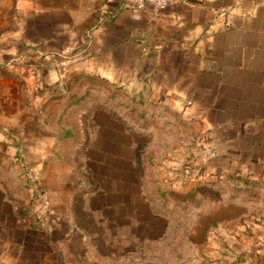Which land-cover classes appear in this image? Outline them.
<instances>
[{"label":"rangeland","instance_id":"1","mask_svg":"<svg viewBox=\"0 0 264 264\" xmlns=\"http://www.w3.org/2000/svg\"><path fill=\"white\" fill-rule=\"evenodd\" d=\"M13 2L0 0V39L11 36ZM18 42L16 64L4 63L1 53L9 45L0 44V124L6 129L12 124L18 138L34 133V144L25 137L24 147L36 150L30 157L18 151L0 161V264H264V186L230 184L210 173L209 166L192 167L190 153L199 150L191 145L194 133L185 131V124H177L180 135L172 143L171 124H137L139 107L133 103L128 109L131 105L121 98L107 97V89L100 90L105 95L92 91L77 102L85 85L95 87L97 80L56 75L45 85L44 66L38 63L43 48L33 54ZM73 67L75 72L89 69L82 63ZM33 88L35 97L29 96ZM108 108L116 112V124L105 122ZM63 116L64 125L59 124ZM65 125L71 137H61ZM137 127L142 129L138 136ZM120 130L126 142L135 146L139 140L147 154L144 163L133 166L151 213L162 221L146 232L137 233L141 223L133 209H94L104 202L90 199L102 190V175L108 182L112 172L95 169L99 139ZM102 148L107 152L106 144ZM109 184L114 190L116 184ZM160 185L179 190L164 194ZM76 234L87 240L71 236Z\"/></svg>","mask_w":264,"mask_h":264},{"label":"crops","instance_id":"2","mask_svg":"<svg viewBox=\"0 0 264 264\" xmlns=\"http://www.w3.org/2000/svg\"><path fill=\"white\" fill-rule=\"evenodd\" d=\"M13 1L11 36L0 39L9 45L1 53L4 63H17L13 56L19 39L33 54L43 48L38 63L44 66L45 85L56 75L97 80L96 88L86 84L77 98L107 89V97L139 107L137 124H171L172 143L180 135L177 124H185V131L194 133L192 146L202 144L215 152L214 157L204 155L210 173L230 184L264 186V0H169L158 12L150 5L137 10L131 0ZM32 63L36 68L34 59ZM81 63L89 69L75 72L73 66ZM35 94L29 90V96ZM7 125L0 124V161L18 151L34 154V147H24L25 137L34 144V133L18 138L12 124ZM124 139L113 133L99 139L108 153L95 165L112 172L108 182L102 175V190L90 199L104 202L94 209H133L138 220L144 203L150 206L132 162L144 163L147 154L131 150L134 141ZM120 161L129 165L124 168ZM109 180L116 184L114 190Z\"/></svg>","mask_w":264,"mask_h":264},{"label":"trees","instance_id":"3","mask_svg":"<svg viewBox=\"0 0 264 264\" xmlns=\"http://www.w3.org/2000/svg\"><path fill=\"white\" fill-rule=\"evenodd\" d=\"M85 98V96H81V97H79L78 99H77V102L79 101V100H83ZM72 104H75V102L74 103H72ZM71 104V105H72ZM71 105H70V107H71ZM104 115H106V120H105V122L108 120V118H109V116L106 114V113H104ZM63 119H64V116L60 119V122H59V124H63L64 125V123L62 122L63 121ZM110 122H112V123H114L112 120L111 121H108V124L110 123ZM114 124H116V123H114ZM65 127H66V125H65ZM107 127V126H106ZM109 128H111V127H109ZM107 129H108V127H107ZM112 129V128H111ZM142 130H140L139 128H138V130L136 131V135L138 136V135H140V134H142V132H141ZM62 133L63 134H61V137H64V134H66V133H68V134H70V136L69 137H71L72 135H73V132H71L70 130H69V128H67L66 127V130L65 131H63L62 130ZM117 136H119V137H121L122 139H124L126 136H127V134H125V133H123V130H120V132L116 135V137ZM106 139V138H105ZM66 141V140H65ZM103 147V145H101L100 147H99V153H100V158H102V157H107L106 156V154L105 153H108V150H107V152H105L104 151V149L102 148ZM141 147H142V144L140 143V141L138 140L137 141V143H136V145L134 146V145H131V150H133V151H141L142 149H141ZM197 147V149L199 150V151H201V153H199V151H197L196 153H190L191 155V158H192V164H191V166L192 167H194V165H196V164H198V163H202V165H205L206 164V161H205V158H204V154H203V145L201 144L200 146H196ZM143 151V150H142ZM102 153H104L105 155H101ZM102 156V157H101ZM103 160H106V159H104L103 158ZM138 161H139V159H138ZM137 161V162H138ZM121 162V166L122 167H126L127 165H129V164H127V162H123V161H120ZM133 164H135L136 162L134 161V162H132ZM96 167H97V165H95V169H96ZM99 168H102L103 169V171H101L102 173H105V169L103 168V167H99ZM175 185H176V183H174ZM161 189L164 191V192H162V193H171V190H168V189H166V188H164V187H161ZM173 189V188H172ZM105 194H106V192H104ZM187 193V192H186ZM97 195L98 194H100V192H97L96 193ZM103 197V196H102ZM91 200H92V198H91ZM144 205L145 206H143L141 209H142V219L141 218H139L138 219V221L141 223L140 224V226H139V229L137 230V233H140L141 231H144V232H146V231H148L149 229H150V226L152 227V226H154L155 225V219H156V221L158 222V221H160V220H162L161 218H158V217H155V215L154 214H152L151 213V211H150V209H149V207L144 203ZM165 226H166V223L164 224V230H165ZM140 237H142V235H140ZM157 240V239H156ZM100 247V246H99Z\"/></svg>","mask_w":264,"mask_h":264},{"label":"built area","instance_id":"4","mask_svg":"<svg viewBox=\"0 0 264 264\" xmlns=\"http://www.w3.org/2000/svg\"><path fill=\"white\" fill-rule=\"evenodd\" d=\"M131 1L134 8L137 10H142L145 8L146 5H150L155 12H158L167 6L169 0H131ZM205 147L207 146L203 147L204 155L207 158L214 157L215 152L211 148L209 147L205 148Z\"/></svg>","mask_w":264,"mask_h":264}]
</instances>
